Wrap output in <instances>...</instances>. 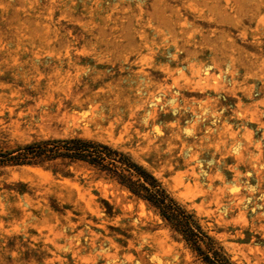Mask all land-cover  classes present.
<instances>
[{
	"label": "rangeland",
	"instance_id": "1",
	"mask_svg": "<svg viewBox=\"0 0 264 264\" xmlns=\"http://www.w3.org/2000/svg\"><path fill=\"white\" fill-rule=\"evenodd\" d=\"M80 138L150 173L232 264H264V0H0V154ZM0 264H203L83 163L0 166Z\"/></svg>",
	"mask_w": 264,
	"mask_h": 264
},
{
	"label": "trees",
	"instance_id": "2",
	"mask_svg": "<svg viewBox=\"0 0 264 264\" xmlns=\"http://www.w3.org/2000/svg\"><path fill=\"white\" fill-rule=\"evenodd\" d=\"M56 159L83 163L145 201L203 264H232L201 230L193 215L178 205L150 173L107 145L80 138L37 142L0 154V166L43 165Z\"/></svg>",
	"mask_w": 264,
	"mask_h": 264
}]
</instances>
